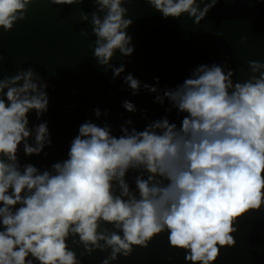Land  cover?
Segmentation results:
<instances>
[{"label":"clouds","instance_id":"1","mask_svg":"<svg viewBox=\"0 0 264 264\" xmlns=\"http://www.w3.org/2000/svg\"><path fill=\"white\" fill-rule=\"evenodd\" d=\"M38 2L0 0V29L12 31ZM90 2L95 10L81 20L92 25L94 57L115 83L126 71L112 63L117 52L135 53L131 0ZM146 2L165 19L187 14L199 25L221 0ZM248 64L252 75L242 82L227 63L201 64L164 89L159 77L150 85L123 75L133 95L143 88L156 93L154 103L170 105L166 112L183 114L180 124L165 116L139 130L127 119L115 135L107 121L88 120L67 158L44 169L22 163L19 153L23 145L25 156H40L53 143L47 122L30 127L29 120L33 111L38 120L48 112L49 84L33 67L0 71V264H82L73 246L83 247L80 257L110 249L102 264H113L164 234L188 264H216L222 249L236 246L238 223L264 211V62ZM122 107L137 111L129 100ZM93 111L97 119L110 115Z\"/></svg>","mask_w":264,"mask_h":264},{"label":"water","instance_id":"2","mask_svg":"<svg viewBox=\"0 0 264 264\" xmlns=\"http://www.w3.org/2000/svg\"><path fill=\"white\" fill-rule=\"evenodd\" d=\"M125 7L134 20L128 33L133 37L135 53L122 57L117 52L112 63L117 67L125 64L126 71L115 83L112 71L100 67L94 57L92 25L81 20L82 12L90 14L95 10L90 0L59 6L39 0L30 6L28 18L18 22L12 31L0 29V55L4 58L0 71L12 76L33 67L49 84L48 112L38 120L33 111L29 120L30 127L47 122L53 143L40 156L32 157L24 155L21 145L22 163L44 169L66 159L79 125L88 120L101 126L107 121L115 135L120 134L119 127L127 119L133 120L139 130L165 116L180 124L183 114L178 115L175 109L166 112L170 105L154 103L156 93L143 88L139 95H133L123 75L132 73L142 84L150 85H156L159 77L160 89L174 88L198 65L227 63L236 72L234 79L242 82L252 75L248 61L264 62V0H221L199 25L187 14L179 20L165 19L146 0H131ZM82 31H87L88 36L84 37ZM125 100L136 105L135 113L122 107ZM96 108L110 115L97 119L93 111ZM133 175L129 173L130 183ZM237 227L236 246L222 249L216 264H264V211L244 217ZM73 250L82 264H102L111 251L80 257L83 247L73 246ZM113 264L188 262L182 250L170 247L164 234L148 248L136 247L132 256H121Z\"/></svg>","mask_w":264,"mask_h":264}]
</instances>
